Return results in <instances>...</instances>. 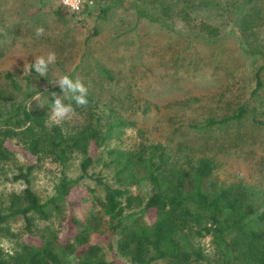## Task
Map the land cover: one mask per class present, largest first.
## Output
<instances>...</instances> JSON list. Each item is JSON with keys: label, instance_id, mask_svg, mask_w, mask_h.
<instances>
[{"label": "trees", "instance_id": "trees-1", "mask_svg": "<svg viewBox=\"0 0 264 264\" xmlns=\"http://www.w3.org/2000/svg\"><path fill=\"white\" fill-rule=\"evenodd\" d=\"M60 7L58 15L64 16L68 10ZM85 7L104 20L119 10L133 12L134 23L117 25L118 40L140 22L152 27L171 21L177 40L172 52L179 43L184 53L192 44L208 52L202 58L213 68L229 60L232 71L218 100L227 103L228 92L238 100L226 105L221 119L203 113L190 127L205 133L225 129L239 146H247L256 131L264 136V0H86ZM101 30L93 28L95 35ZM178 58L185 62L183 53ZM203 59L193 55L187 66L198 68ZM101 71L113 88L72 93L82 123H50L46 112L31 111L21 100L13 105L21 121L14 127L6 121L0 129V164L10 160L7 140L14 138L37 163L51 158L63 168L45 202L31 186L35 164L14 176L26 187L9 194L0 210V235L14 242L10 251L0 247V264H126L117 257L127 264H264V189L221 179V163L207 152L208 141L198 149L153 141L139 130V141L125 147L123 137L136 125L133 117L153 110L141 104L131 84L121 86ZM237 77L240 88L233 94L236 83L229 87V81ZM7 78L19 90L11 73ZM4 93L0 90V101L14 99ZM75 156L78 175L69 177L66 169ZM82 202L87 203L83 219L75 215ZM11 219L23 221L19 232L8 227Z\"/></svg>", "mask_w": 264, "mask_h": 264}, {"label": "rangeland", "instance_id": "rangeland-1", "mask_svg": "<svg viewBox=\"0 0 264 264\" xmlns=\"http://www.w3.org/2000/svg\"><path fill=\"white\" fill-rule=\"evenodd\" d=\"M59 10H62L59 0H0V90L14 97L8 102L0 101V129L6 121L11 127L21 121L13 106L21 100H25L31 111L46 112L50 123H82L84 116L76 112L72 93L94 94L106 87L113 88L106 86V75L101 71L106 69L117 77L119 81L115 82H121V86L131 84L141 104L147 103L153 110L133 117L136 125L123 137L125 147L139 141V130L153 141L190 143L198 149H205L203 141H208L207 152L216 155L221 163V179H241L264 189V136L260 131L251 135L247 146H239L234 135H226L229 133L225 129L205 133L190 127L203 113H215L221 119L227 111L226 105H234L238 100L231 92L225 97L227 103L218 100L232 71L229 60H224L228 64L213 68L202 58L208 52L192 44L185 53L183 43L172 52V44L177 40L171 21L152 27L140 22L133 33H122L118 40L117 25L134 23L133 12L119 10L104 20L98 18L95 10L88 13L87 7L80 14L64 10V16L58 15ZM127 24L122 30L128 28ZM98 25L102 30L95 35L93 28ZM231 47L235 50L236 44ZM182 53L186 59L181 63L177 60ZM193 55L203 59L198 68L187 66ZM9 73L19 90L7 78ZM238 78L229 81V87L236 83L231 89L233 94L240 88ZM106 96L105 92L103 97ZM17 141L7 140L12 149L10 160L0 164V210L5 207L9 194L25 189L22 180L13 178L26 172L28 165H36L31 186L42 202L52 197L62 176L63 168L59 164L51 158L37 163ZM79 164L80 157L75 156L66 169L69 177L78 175ZM86 204L82 202L75 208V215L81 219L86 215ZM8 225L17 233L24 224L21 219H11ZM204 243L208 245L209 240ZM13 246L10 235H0L1 248L10 251ZM117 258L127 264L121 257ZM108 259L112 260L110 251Z\"/></svg>", "mask_w": 264, "mask_h": 264}, {"label": "built area", "instance_id": "built-area-1", "mask_svg": "<svg viewBox=\"0 0 264 264\" xmlns=\"http://www.w3.org/2000/svg\"><path fill=\"white\" fill-rule=\"evenodd\" d=\"M60 3L68 11L80 14L85 8L86 0H60Z\"/></svg>", "mask_w": 264, "mask_h": 264}]
</instances>
